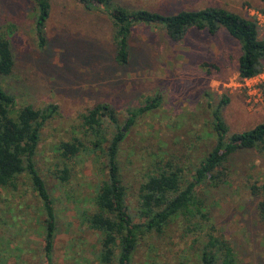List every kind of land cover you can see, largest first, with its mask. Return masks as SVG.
Returning <instances> with one entry per match:
<instances>
[{
    "label": "rangeland",
    "instance_id": "rangeland-1",
    "mask_svg": "<svg viewBox=\"0 0 264 264\" xmlns=\"http://www.w3.org/2000/svg\"><path fill=\"white\" fill-rule=\"evenodd\" d=\"M50 2L47 40L40 47L32 1L0 0V29L9 36L15 61L11 74L0 82L13 96L15 110L26 104L41 108L53 103L58 107L41 130L35 158L54 199L56 232L51 264H97L99 233L79 228L77 212L88 205L86 200L105 178L106 157L103 150L88 149L65 158L58 149L61 141L73 137L92 147L83 114L106 102L122 125L127 108L160 97L158 106L140 115L128 129L118 152L127 188L125 201L135 214L140 184L154 163L165 166L168 162L190 177L213 147L212 109L221 100H227L221 115L229 133L264 121V84L260 78L240 79V45L223 27L213 34L190 27L179 39H172L162 25H135L128 38V62L121 65L114 60L113 28L102 11L86 8L78 0ZM113 2L127 9L163 14L223 7L255 19L259 36L264 38V4L260 0ZM102 126L107 140L116 126L107 121ZM64 165L69 167L70 177L61 183L55 171ZM220 170L226 174L225 181L198 189L214 233L232 244L239 264H264V222L256 212L258 199L249 188L252 182L264 179V152L239 150ZM23 190V196H12L0 188V264H46L43 221L33 213L40 203L28 182ZM193 237L182 232L177 223L161 234H147L139 240L132 264H180L185 257L182 251L192 252L197 245Z\"/></svg>",
    "mask_w": 264,
    "mask_h": 264
},
{
    "label": "trees",
    "instance_id": "trees-1",
    "mask_svg": "<svg viewBox=\"0 0 264 264\" xmlns=\"http://www.w3.org/2000/svg\"><path fill=\"white\" fill-rule=\"evenodd\" d=\"M34 6V29L38 45L46 44V23L51 12L50 0H31ZM86 8L102 11L112 25L114 60L126 64L129 59L128 38L135 25L159 24L167 35L179 39L190 27L204 29L213 34L224 28L240 45L237 71L240 79L251 78L264 68V38L259 36L255 19L242 16L223 7L208 6L198 10H180L163 14L148 9L125 8L113 0H78ZM264 4V0H260ZM264 12V9H263ZM11 41L0 29V78L11 74L14 67ZM227 100H221L212 109L213 147L200 159L194 172L187 177L178 166L168 162L165 166L154 163L138 190V206L133 214L125 201L127 188L123 183L118 152L120 143L135 120L160 103L157 95L146 99L137 107L127 108V116L118 125L115 110L106 102L97 103L83 114L84 125L91 132V148L79 137L61 141V156L70 158L81 152L103 150L107 171L98 188L86 200L87 206L77 212L79 228L99 233L97 264H132L139 240L147 234H161L172 224H179L182 232L194 235L197 244L185 253L180 264H239L232 244L222 235L214 233L205 201L198 191L202 186H217L226 179L222 172L229 157L242 149L264 152V121L250 129L229 133L221 115ZM14 98L0 82V188L9 193L24 195L28 182L32 195L40 203L33 213L43 221V250L46 264H51L56 232L54 199L41 177L36 153L41 130L58 111L56 104L41 108L26 104L14 109ZM14 112L16 114L14 115ZM113 123L116 130L109 139L103 131L105 122ZM106 147L103 149V144ZM59 181L66 183L70 169L64 165L55 171ZM224 174V175H223ZM26 180V181H25ZM250 192L257 200L256 212L264 222V179L250 184ZM201 190V189H200ZM19 209H22L21 206ZM42 216V217H41ZM211 223V225H210Z\"/></svg>",
    "mask_w": 264,
    "mask_h": 264
},
{
    "label": "built area",
    "instance_id": "built-area-1",
    "mask_svg": "<svg viewBox=\"0 0 264 264\" xmlns=\"http://www.w3.org/2000/svg\"><path fill=\"white\" fill-rule=\"evenodd\" d=\"M253 78H260V81L262 82V84H264V68L259 74L255 75L251 78H246V79H253Z\"/></svg>",
    "mask_w": 264,
    "mask_h": 264
}]
</instances>
